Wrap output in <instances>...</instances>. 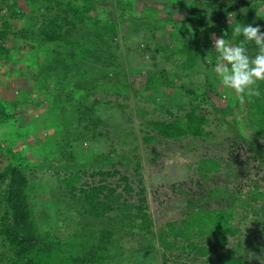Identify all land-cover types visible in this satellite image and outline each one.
Wrapping results in <instances>:
<instances>
[{"label": "trees", "instance_id": "1", "mask_svg": "<svg viewBox=\"0 0 264 264\" xmlns=\"http://www.w3.org/2000/svg\"><path fill=\"white\" fill-rule=\"evenodd\" d=\"M149 1L159 0H145L146 3ZM160 1L161 10L154 6L136 10L134 0H0V10L3 9L0 14V67L7 68L12 75L17 74V79L38 78L37 73L31 75L29 67L30 62L38 64L40 61L37 56L38 48L42 45L44 52H40L41 59L43 60L47 51H52L53 57L41 65V70L46 74L53 72L54 75L63 72L65 81L67 71L70 70L68 61L73 63L76 69L77 58L73 47L80 46L77 42L80 38L87 39L81 47L80 56L81 60L86 62L89 59L99 60L102 51L96 43L107 50L117 48L120 46L118 40L126 42V39L143 32L141 39L133 43L136 46L134 50L141 53L142 57L150 55L154 61L160 54L166 53V61L175 64L177 69L171 76L164 68L149 74L143 83V90L148 95L152 94L150 99L154 101L156 95L164 96L163 90L172 88L174 96L179 97V102L172 105L171 101H168L167 105L164 99L165 103L158 106L160 119L147 118L143 121L140 130L142 144L151 147L157 145L160 140H166L176 145L185 143L183 147L188 149L194 148L198 143L205 144L211 134L207 131L209 119L204 106L210 105L212 95L222 97L225 101L224 107L213 108L222 115L221 119H225L227 115L237 116L235 110L242 109L243 127L232 128L234 139L227 140L228 148L220 145L227 153L226 158L217 159L208 153L196 157L197 188L188 189V192L183 193L181 186L179 187V191L186 198L183 216L158 227L156 232L152 231L153 223L147 213V190L138 173L139 160L129 161L130 164L134 163V175L138 178V181H133L130 175L122 174L116 169L119 164L114 163L110 157L106 158L102 166H95L98 170H92L88 174L89 182L81 183L79 188L75 187V183L80 180L77 175L72 181L64 183L69 184L71 199L79 204L78 217L83 228H86L88 223L92 225L109 222V225L97 234L87 237L74 235L68 243H64L57 236L49 232L44 234L39 229L32 201L35 194L30 190L31 182L25 172L28 163L21 165V162H16L17 158L21 159L19 153L6 146L3 151L7 162L0 169V264H152L145 256L134 261L124 256L118 235L122 231L124 235L131 236L138 228L151 237L155 236L159 248L163 251H178L185 256L192 253L193 260L202 259L200 264H256L245 261L244 255L238 256L233 249H228L227 245L228 239L234 237L237 232L231 227L237 208L246 209L251 207V203L261 200L263 204L260 205L259 211L264 213V190L254 185L252 190L243 195L238 188L242 180V169L240 170V166L233 167L234 163H241L237 155V148L240 147L241 150L239 141L248 144V150L254 153V157L250 155L251 157L260 159L261 165L264 163V152H258V143L251 141L249 144L242 133V129H246L254 137L264 140V82L258 85L261 92L259 97H249L243 102L229 96L222 86V91H218V81L213 73L214 48L210 47V36L216 37L215 39L225 36L224 32L230 22L229 16H232L237 24L255 25L252 23L254 8L251 0ZM164 7L177 15L180 14V17L161 18L159 11H166ZM166 27L169 29L165 31ZM158 33L166 36L162 45L155 43ZM10 42L13 44L9 45ZM150 44H154L156 50ZM249 47L255 48V45ZM24 50L32 52L21 55ZM249 54L252 56L250 51ZM208 55L212 64L209 71L205 72L204 83L198 85L191 80L185 81L190 75L201 71V61ZM23 57L28 61L23 67L26 74L21 76V66H16L21 65ZM110 58H114L111 53ZM111 67L112 64L110 69L106 70L111 71ZM119 69L114 68L115 72L121 74ZM106 70L99 71L101 76L97 75L100 78L99 86L119 87L114 77H106ZM176 82L180 84L177 86ZM77 84L74 83L63 90L75 96L82 94L83 89ZM58 86H61L60 83ZM84 89L85 94L93 90L86 89V84ZM33 93L35 92L26 89L20 90L11 100L6 101L0 97V126H12V134L19 138L21 130L26 131L27 126L35 120L32 116L28 117L25 107V102H34L29 100ZM116 94L124 100H129L128 96H124L127 95L124 92L117 91ZM172 96L168 99L171 100ZM96 104L98 103L94 102L93 106ZM59 108L61 109V106ZM45 112L50 113L47 109ZM139 114L148 116L146 111H140ZM86 115L88 117H85ZM79 116L80 120L88 118L86 126L98 129L101 125L100 119L94 116L92 107L80 111ZM104 137L108 140V132L104 133ZM206 148L207 145L205 149L203 147L204 150ZM154 149L151 148L154 155L152 161L157 157ZM110 151L109 154L116 152ZM104 166L110 167L104 169ZM78 174L85 173L79 171ZM233 186L235 188H232ZM115 225L121 229L118 234L113 228ZM260 232L264 240V226ZM141 239L148 243L146 250H149L152 239ZM208 239L211 240L210 244H206ZM251 246H258L264 252L259 242H252ZM152 247L153 244L151 250ZM140 251L142 256L144 250Z\"/></svg>", "mask_w": 264, "mask_h": 264}, {"label": "rangeland", "instance_id": "2", "mask_svg": "<svg viewBox=\"0 0 264 264\" xmlns=\"http://www.w3.org/2000/svg\"><path fill=\"white\" fill-rule=\"evenodd\" d=\"M134 1L136 10L150 6L161 10L162 7L160 0L149 1L150 5L145 0ZM251 3L254 8L252 23L255 25L253 26H259L261 31L264 32V0H251ZM163 9H166V11H159L161 18L171 17L176 19L180 17V14L177 15L172 10H167L168 8L164 7ZM26 10L27 8H25ZM0 11V14H2L3 9ZM228 19H230L229 26L226 27L227 30L224 32L225 36L223 37L226 40L231 39L232 28L237 24L232 16H229ZM167 29L169 28H164L165 31ZM142 34L143 32L137 33L136 36L126 39V42L125 40H118L120 46L108 50L96 43L102 51L99 54V60L89 59L86 62H83L80 56L81 47L87 42V39L80 38L77 40L80 46L73 47V53L77 58L76 69H74V64L68 61L70 70L67 71L65 81L63 72L60 73L62 75L60 76L54 75L53 72L46 74L41 70V65L47 63L53 57V52L47 51L44 53L43 60L41 59V53L44 52L42 45L38 48L37 58L40 61L38 64H34V61L30 62L29 67L31 75L37 73L39 74L38 78L34 80H31V78L17 79V74L12 75L7 68L0 67L1 98L6 99V101L11 100L19 94L20 90L29 89L35 92L29 98L34 102L32 104L25 102L28 117L32 116L35 120L27 126L26 131L21 130L20 138L12 134L14 130L12 126H0V169L7 162L3 151L6 146L19 153L21 159L17 158L16 162H21V165L25 162L28 163L25 172L31 182L30 190L35 194L32 201L39 229L44 234L49 232L57 236L64 243H68L74 235L75 237H82L83 235L87 237V235L97 234L102 228L109 225V222L92 225L88 223L87 227L83 228L79 223V204L71 199V189L69 184L64 183V181H72L77 175L80 180L75 183V187L79 188L82 185L81 183L89 182L88 174L92 170H98V167L102 166L108 157L114 163L119 164L116 166L118 171L122 174L127 173L133 181H138V178L134 175V163L130 164L129 162L138 159L140 162L138 173H140L141 183L147 190V213L153 223L152 231L156 232L158 227H162L170 221L179 220L183 216L186 198L179 191V187L181 186L180 189L183 193L196 187L195 184L198 179L195 171L196 157L202 153H208L216 156L217 159L226 158L227 153L220 145L222 144L228 148L227 140L234 139L231 133L232 128L235 126L243 127L241 122L242 109L235 110L234 113L238 117L233 114L221 119L222 115L215 112L213 108L220 109L224 107L225 101L222 97L217 98L211 95L210 105L204 106L209 119L207 131L211 134L205 144L198 143L194 148L188 149L183 147L185 143L176 145L171 141L160 140L157 145L144 146L140 138L143 121L147 118L160 119L158 106L165 103L164 99L167 105L168 101H171V104L174 105L179 102V97L174 96V89L170 88L163 90L164 96L157 97L158 95H156V99L153 101L150 99L152 94L148 95L143 90V83L149 74L159 72L164 68L171 76L172 72L177 69L175 64L166 61V53L160 54V57L155 60L157 62H155L150 58V55L147 57L143 55L142 57L141 53L136 52L134 50L136 46L133 43L140 40ZM165 37L164 34L158 33L155 43L162 45L166 41ZM215 38L210 36V47L211 49L214 48L212 53L215 51L217 40ZM203 41L205 42V38ZM237 41L232 42L238 43ZM11 44L13 43L10 42L9 45ZM150 45L156 50L154 44ZM249 51L254 56L257 49L256 47H249ZM25 52L30 53L32 51L24 50L21 55ZM110 53L111 56H114L113 59L110 58ZM206 58L207 56L201 61V71L190 75L187 79H184L185 81L191 80L193 83H198V85L204 83L205 72L209 71L212 64V62H209V55ZM27 61L28 59L23 57L21 65L17 64L18 66H16L19 68L21 66V76L26 74L23 67ZM85 63L87 65H84ZM110 64L113 66L111 71L106 70L110 69ZM115 67L120 68L122 73L115 72ZM104 70L108 71L106 77H114L119 87L99 86L100 78L98 76H101L99 71ZM213 73H215V69ZM59 83L61 86H58ZM74 83L80 84L83 89L82 94L78 93L75 96L72 93H65L63 89L74 85ZM85 84L86 89H93L86 94L84 93ZM176 84L178 86L180 83L176 82ZM216 86L218 91H222V87L218 82ZM117 91L126 93L127 95L124 96H128L129 100L119 97L116 94ZM171 95L173 96L169 100L168 97ZM49 101L51 104H49ZM94 102L98 104L93 106ZM59 106H61V109ZM91 107L94 110V116L101 121L98 129L86 126L88 118L80 120L79 112ZM46 109L50 113L45 112ZM140 111H146L148 116H140ZM85 117H88V115ZM26 120L29 121V119ZM106 132H108V140L104 137ZM242 133L248 139L246 141L249 144L251 141L258 143V152H264V140L254 137L246 129H242ZM97 134H100V136L98 137ZM239 143L241 150H239L240 147L237 148V155L241 163L233 164L234 168L240 166V170L242 169L240 172V180L241 178L242 180L238 184V188L241 189L243 195L252 190L254 185H257L263 191L264 163L261 165L260 159L253 158L254 153L248 150V144L240 141ZM205 145H207L206 150H204ZM151 148H155L156 151L155 161H152L154 155ZM110 150H116V152L109 154ZM250 155H253V157ZM97 164L98 167H95ZM108 167L110 166L102 168L108 169ZM79 171H83L85 174H78ZM232 188H235V186ZM74 194L77 195V192ZM262 204V201L258 200L251 203L249 208H237L234 211L231 227L237 232L234 237L228 239L227 245V248L233 249L238 256L244 255L245 261L256 264H264V252L258 246H251L252 242H259L264 248V240L261 238L262 234L260 232V229L264 226V213L259 211ZM115 226L113 228L118 234L121 229L119 226ZM118 236L121 239L120 243L123 246L124 256L130 261L143 256L146 260H151L152 264H154V261L155 264H164L165 260H167L165 264H200L202 261V259L193 260L194 255L192 253L185 256L178 251H163L159 248L155 236L151 237V235L141 232L139 228L131 236L124 235L122 231ZM141 238L145 240L152 239V250L150 249L152 244L149 250H146L148 243L143 242ZM210 243V239L206 240V244ZM140 245H143V247ZM140 250H144L142 256H140ZM254 256L255 258H253ZM260 258L261 260H259Z\"/></svg>", "mask_w": 264, "mask_h": 264}, {"label": "clouds", "instance_id": "3", "mask_svg": "<svg viewBox=\"0 0 264 264\" xmlns=\"http://www.w3.org/2000/svg\"><path fill=\"white\" fill-rule=\"evenodd\" d=\"M235 40L239 42L233 43ZM253 44L257 52L251 56L249 46ZM212 59L214 78L229 96L243 102L261 95L258 85L264 82V32L259 26L236 24L231 39L221 36L216 40Z\"/></svg>", "mask_w": 264, "mask_h": 264}]
</instances>
